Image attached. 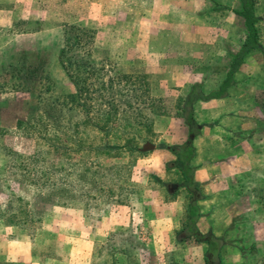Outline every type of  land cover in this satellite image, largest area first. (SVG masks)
I'll return each mask as SVG.
<instances>
[{
	"label": "rangeland",
	"instance_id": "obj_1",
	"mask_svg": "<svg viewBox=\"0 0 264 264\" xmlns=\"http://www.w3.org/2000/svg\"><path fill=\"white\" fill-rule=\"evenodd\" d=\"M142 1L0 0V83L9 82L3 73L11 51L42 49L48 57V78L37 81L30 93L0 89V264H189L176 258L185 253L176 242L188 237L184 211L195 198L175 193L174 157L159 148L166 118L156 120L149 137L151 152L134 160L127 152L113 158L99 154L98 131L80 126L78 111L70 120L81 127L80 138L87 142L84 150L67 135L52 137L53 143L66 148L63 153L43 155L46 145L17 129V121L27 119L37 99L48 105L74 93L57 62L64 24L95 31V60H109L123 74H148L151 95L163 98L170 113L193 83L209 87L220 81L227 51H237L245 35L242 20L227 10L239 9V0H182L172 7L152 5L151 14L143 12ZM214 3L221 7L216 12ZM165 9L174 14L172 20ZM256 12L264 40V0ZM22 21L27 24H20L17 31L35 33L4 35ZM257 55L241 77L246 86L264 91V68ZM261 101L264 108V96ZM38 150L44 166L54 167L51 178L56 188L46 190L53 195L49 201L17 176L19 170L15 174L11 169L14 159L22 168L27 163L25 157L16 159L18 154L31 156ZM41 157H33L34 164L27 163L26 169L39 175ZM191 189L196 195L202 190ZM151 239L164 242L165 252L157 253L162 247L153 244L146 246Z\"/></svg>",
	"mask_w": 264,
	"mask_h": 264
},
{
	"label": "trees",
	"instance_id": "obj_2",
	"mask_svg": "<svg viewBox=\"0 0 264 264\" xmlns=\"http://www.w3.org/2000/svg\"><path fill=\"white\" fill-rule=\"evenodd\" d=\"M239 3V9L227 8V10L242 20L245 35L238 52H228L229 67L224 79L215 89L206 93L201 84L191 85L187 94L179 96L176 100L174 113L167 110L163 98L151 95V81L148 74L143 71L135 74H123L109 60L97 61L94 59L93 55L96 50L94 30L78 25L64 24L57 62L72 84L74 93L55 98L48 105H41L40 98L37 99L31 105L27 119L17 121L19 133L35 138L37 143L41 141L45 144L47 150L43 153L45 155L50 151L63 153L66 148L53 143L52 137L62 138L67 135L75 140L79 149L84 150L87 142L80 138L79 128H81L80 126H90L99 134L97 138L99 145L96 148L99 154L113 158L122 152H127L129 158L134 160L151 152L153 144L149 137L155 127L156 120L174 116L183 120L188 129V138L181 146L161 144L159 148L168 151L175 157L173 167L181 173L184 184L187 187L194 186V169L190 166L195 154L193 141L199 136L202 129V125L195 118V106L198 103L228 97L229 89L236 85V75L247 55L255 52L261 53L264 64V40L259 28L260 19L256 12L260 0H239ZM220 8L214 3L212 10L216 12ZM20 24L26 25L27 22L13 24L10 29L5 30L4 35L23 36L35 33L33 31H17ZM7 58L9 61L4 66L3 74L4 77H8L10 83H0L1 90L9 88L12 92L30 93L37 81L48 78L46 77L48 57L45 50L32 51L21 48L11 51ZM73 111H78L82 117L80 126L72 124L70 120V114ZM59 125H63V127H59ZM11 152L9 151L8 154L10 155ZM36 155L42 156L40 159L42 166H39L41 170L36 168L39 170V175L26 169L27 163H29L28 165L34 164L33 157ZM36 155L18 154L16 159L25 157L27 163L23 164L25 167L22 168V165H18L14 159L11 169L19 170V174L16 171L15 174L27 182L29 187L36 186L38 194L49 201L50 198H53V195H49L51 190L56 188V184L52 183L51 178L54 167L53 164L44 166L46 161L39 150ZM60 168L62 170L59 171L63 172V167ZM81 177L79 174L80 180ZM63 184L61 183V185ZM60 188L61 191H64L63 187ZM47 189H50V192H47ZM188 192L190 193L189 188ZM65 204L62 203V205ZM198 216L197 207L193 203L190 204L185 230L188 232V238H194L197 242H205L209 246L207 264H214L211 258H218L221 241L199 234L195 226Z\"/></svg>",
	"mask_w": 264,
	"mask_h": 264
},
{
	"label": "crops",
	"instance_id": "obj_3",
	"mask_svg": "<svg viewBox=\"0 0 264 264\" xmlns=\"http://www.w3.org/2000/svg\"><path fill=\"white\" fill-rule=\"evenodd\" d=\"M180 3L182 0H143V12L151 14L152 5L166 8ZM2 4L0 2V8ZM166 11L172 20L174 14ZM239 48L235 52L227 51L225 72L219 82L209 87L207 83L201 84L205 93L215 89L224 79L229 67L228 52L236 53ZM257 53L245 57L236 75V85L229 89L228 97L195 106V118L202 129L193 141L195 154L190 166L194 169V186L184 184L181 173L173 167L175 157L163 149L174 157L175 193L185 192L188 197L195 198L188 202L184 211L183 229L187 224L189 205L193 203L199 211L195 223L199 234L221 241L218 258H211L214 264H264V108L261 103L264 91L246 86L247 80L241 77L246 68H252L250 59L253 56L258 58ZM260 60L264 68L262 55ZM188 91H183L182 95ZM165 118L169 122L163 144L181 146L188 138L187 127L180 118ZM195 186L202 188L200 194L196 195L191 189ZM188 237L177 239L176 245L183 247L185 253L176 258L183 263L207 264L209 246ZM152 244L154 248L162 247L157 253H164L167 247L164 242L159 244L152 239L146 246Z\"/></svg>",
	"mask_w": 264,
	"mask_h": 264
}]
</instances>
